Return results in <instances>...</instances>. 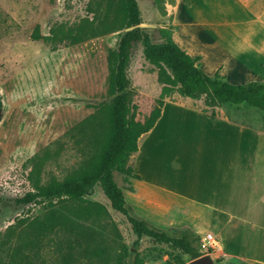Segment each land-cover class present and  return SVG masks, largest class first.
Wrapping results in <instances>:
<instances>
[{"label": "rangeland", "instance_id": "obj_1", "mask_svg": "<svg viewBox=\"0 0 264 264\" xmlns=\"http://www.w3.org/2000/svg\"><path fill=\"white\" fill-rule=\"evenodd\" d=\"M173 2L137 0L139 26L154 43L162 40L160 28L174 27ZM121 15L119 0H0V200L47 184L52 178L62 180L86 159L85 136L98 119L105 122L112 98L107 55L122 31L115 21ZM177 20L186 40H217L223 49L238 51L236 0H180ZM202 44L200 47H206ZM157 72L138 44L128 67L131 113L136 120L149 114L160 94ZM165 99L204 107L203 97L193 99L173 92ZM221 106L231 110L234 105ZM248 114L264 131V112L250 107ZM114 178L121 187L130 186L124 174L115 172ZM87 198L105 206L110 214L107 221L60 219L92 232L94 238L99 231L110 264L119 242L128 247L129 262L135 253L145 258L142 264H180L172 262L177 257L186 260L166 243L148 237L137 240L125 216L111 207L99 185ZM20 209L4 207L0 213V264H98L80 255L77 247L68 249L63 229L40 231L49 207L41 203ZM170 228L177 234L189 227ZM215 249L206 253L214 264H222Z\"/></svg>", "mask_w": 264, "mask_h": 264}, {"label": "crops", "instance_id": "obj_2", "mask_svg": "<svg viewBox=\"0 0 264 264\" xmlns=\"http://www.w3.org/2000/svg\"><path fill=\"white\" fill-rule=\"evenodd\" d=\"M179 1L171 4L172 37L200 56L205 73L218 71L233 84L264 85V0H236L238 51L180 35ZM231 105L216 107L212 118L200 104L165 99L131 155L137 176L122 189L140 217L165 228L211 232L222 264H264V131L248 114L252 106Z\"/></svg>", "mask_w": 264, "mask_h": 264}, {"label": "trees", "instance_id": "obj_3", "mask_svg": "<svg viewBox=\"0 0 264 264\" xmlns=\"http://www.w3.org/2000/svg\"><path fill=\"white\" fill-rule=\"evenodd\" d=\"M121 17L116 47L107 55L108 93L112 95L106 109L105 122L98 119L86 134L88 146L85 160L62 180L52 178L47 184L36 185L32 190L0 200V213L4 207L28 210L37 204L49 207V217L40 222V231L60 229L66 233L68 249L78 248L83 257L93 258L98 264H110L109 255L100 244V235L94 238L92 232H83L75 224L63 218L91 219L93 222L106 220L110 214L99 202L87 197L99 185L111 207L125 216L137 240L148 237L158 243H166L178 249L186 260L175 258L172 262H189L205 252L200 248V235L190 228H182L177 234L138 216L127 203L122 187L114 178L115 172L126 179L136 177L129 159L138 150V138L147 132L161 113L164 99L177 92L183 97H203V111L210 117L216 116V107L222 104H240L256 107L264 112V85L260 82L233 84L216 71L208 75L200 67V56L188 54L172 37L168 28H160L162 40L154 43L149 33L139 26L141 23L137 0H119ZM94 35V34H92ZM140 44L145 59L156 65L158 81L162 84L155 105L142 120L134 119L131 113L132 92L128 67L136 46ZM131 187V186H129ZM106 223V222H105ZM84 225H82V229ZM92 231H94L91 228ZM39 231V232H40ZM130 251L119 242L112 264H142L145 258L135 253L128 261ZM170 263V262H169Z\"/></svg>", "mask_w": 264, "mask_h": 264}, {"label": "built area", "instance_id": "obj_4", "mask_svg": "<svg viewBox=\"0 0 264 264\" xmlns=\"http://www.w3.org/2000/svg\"><path fill=\"white\" fill-rule=\"evenodd\" d=\"M217 246V239L211 232H205L200 236V248L203 252H208L209 249H213Z\"/></svg>", "mask_w": 264, "mask_h": 264}, {"label": "water", "instance_id": "obj_5", "mask_svg": "<svg viewBox=\"0 0 264 264\" xmlns=\"http://www.w3.org/2000/svg\"><path fill=\"white\" fill-rule=\"evenodd\" d=\"M188 264H214V262L210 254L206 253L197 258L190 260Z\"/></svg>", "mask_w": 264, "mask_h": 264}]
</instances>
